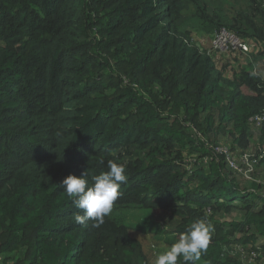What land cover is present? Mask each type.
<instances>
[{"label":"trees","instance_id":"obj_1","mask_svg":"<svg viewBox=\"0 0 264 264\" xmlns=\"http://www.w3.org/2000/svg\"><path fill=\"white\" fill-rule=\"evenodd\" d=\"M250 1L258 20L241 10L236 22L202 0H0V264H152L119 218L131 208L166 223L151 251L203 219L198 264H262L264 0ZM222 28L260 43L263 71L225 76L191 36ZM222 134L230 163L214 150ZM110 160L127 176L113 211L77 224L58 185Z\"/></svg>","mask_w":264,"mask_h":264},{"label":"rangeland","instance_id":"obj_2","mask_svg":"<svg viewBox=\"0 0 264 264\" xmlns=\"http://www.w3.org/2000/svg\"><path fill=\"white\" fill-rule=\"evenodd\" d=\"M258 1V0H257ZM206 8L208 9V12L216 11V13L222 12L226 15H228L231 19H236V22L241 20L242 17L240 15V11H247L250 16L254 20H258V14L257 12L251 11L249 4L251 3L250 0H202ZM194 11V8L192 5H189L187 8L184 9L183 14L189 15ZM191 36L194 40V42L199 45L200 48L203 50H206L208 52L209 57L214 61L218 69L222 72L223 75L231 77L234 72H239L243 68H248V65L251 66L253 71H263L261 60L258 59V54L261 51L260 43L257 40L254 39H245L243 42L239 43L237 45V48L234 49H226L218 51L214 48L213 42H212V36L206 35L201 32H196L194 30H191ZM213 46V47H212ZM233 52V54L229 53ZM226 140L225 136L222 134L219 136V141L215 143L214 150H217V152H222L223 154H226L227 161H231L230 158H233L231 156L235 152L232 151L228 144H226L224 141ZM208 146H211L210 144ZM254 149L252 148L251 151L247 150L243 152L245 155L252 154ZM234 152V153H233ZM247 158V156L245 157ZM245 158H236L237 167L240 168V170L246 174L245 171L248 170L249 166L245 165L247 162ZM234 159V158H233ZM244 165V166H242ZM242 166V167H241ZM231 167V166H230ZM252 171L250 172V174ZM254 174L257 176L256 179L260 181V184H264V162L258 163L255 167ZM259 195H262L261 197L264 198V189L260 188ZM263 192V193H262ZM260 197H253L250 194L246 195V200L248 203L251 202H257L258 205H260L263 201H260ZM234 204H243V202L239 199H235L233 201ZM231 216H237L239 213H236L233 211L231 213ZM119 218L121 219L122 223L125 225H130L135 228H140L137 233H135L136 236L143 237L147 239V244L145 240V248L147 253L150 254V260L153 264V260L155 257V254L157 252H162L160 247H155L154 250H150L148 246H150L148 239L151 235V233H156L155 229H161L162 227H166V223L157 217H150L144 209H137V208H131L124 210L122 214H119ZM224 220H227L226 218H223ZM230 219V218H228ZM162 223H160V221ZM157 221H159V226H157ZM155 226V227H154ZM158 237H161L162 239H166V234H155ZM165 236V238H164ZM163 240V241H164ZM160 241H162L160 239ZM152 244V243H151ZM166 244V243H165ZM259 248H260V262L264 264V249L261 248L260 245H264V237L260 238L258 240ZM252 261V259H250Z\"/></svg>","mask_w":264,"mask_h":264},{"label":"clouds","instance_id":"obj_3","mask_svg":"<svg viewBox=\"0 0 264 264\" xmlns=\"http://www.w3.org/2000/svg\"><path fill=\"white\" fill-rule=\"evenodd\" d=\"M103 163V161H101ZM127 180L125 165L108 161L107 170L91 176L83 170L79 176L68 175L58 187H62L72 204L83 214L75 216V222L94 228L105 222V217L113 211V206L120 196L119 189ZM213 228L210 223L198 219L165 251L155 254L153 264H198L206 253Z\"/></svg>","mask_w":264,"mask_h":264},{"label":"built area","instance_id":"obj_4","mask_svg":"<svg viewBox=\"0 0 264 264\" xmlns=\"http://www.w3.org/2000/svg\"><path fill=\"white\" fill-rule=\"evenodd\" d=\"M211 36H212V42H213L214 48L218 51H220V49L226 50V49L237 48V45L245 40V38H241L240 36L236 35L235 33L228 31L224 28L212 33ZM249 40H251V39H249ZM229 53L233 54V52H229ZM229 163H230V161H229ZM234 168H237L236 165H234ZM238 170H240V169H238ZM250 171H251L250 167L248 168V170L245 171L246 173H248V174H246L247 177L250 176L249 175Z\"/></svg>","mask_w":264,"mask_h":264}]
</instances>
